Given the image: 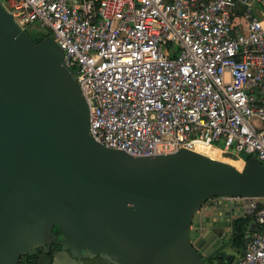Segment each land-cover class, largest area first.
<instances>
[{"label": "water", "instance_id": "obj_1", "mask_svg": "<svg viewBox=\"0 0 264 264\" xmlns=\"http://www.w3.org/2000/svg\"><path fill=\"white\" fill-rule=\"evenodd\" d=\"M90 115L55 39L36 43L0 1V264L55 226L110 264H209L233 248L214 252L232 205L202 219L195 246L194 219L215 198H264L257 158L239 169L186 149L133 157L97 143Z\"/></svg>", "mask_w": 264, "mask_h": 264}, {"label": "built area", "instance_id": "obj_2", "mask_svg": "<svg viewBox=\"0 0 264 264\" xmlns=\"http://www.w3.org/2000/svg\"><path fill=\"white\" fill-rule=\"evenodd\" d=\"M0 1L23 29L52 31L97 143L133 157L206 145L264 166V0ZM224 205L264 227V198L210 201ZM234 264H264V229Z\"/></svg>", "mask_w": 264, "mask_h": 264}, {"label": "flooded vegetation", "instance_id": "obj_3", "mask_svg": "<svg viewBox=\"0 0 264 264\" xmlns=\"http://www.w3.org/2000/svg\"><path fill=\"white\" fill-rule=\"evenodd\" d=\"M57 227L55 226L51 232H44L41 241L27 251L18 264H110L107 258H101L100 254L96 255L94 252H88L85 248L76 244L70 236L59 231ZM191 242L194 246L197 245V235L194 240L191 239ZM226 243V241L219 243L214 252ZM228 251L229 249L226 248L218 252L209 261V264H215V262L217 264H221V262L228 264L230 260L227 259L231 257Z\"/></svg>", "mask_w": 264, "mask_h": 264}, {"label": "trees", "instance_id": "obj_4", "mask_svg": "<svg viewBox=\"0 0 264 264\" xmlns=\"http://www.w3.org/2000/svg\"><path fill=\"white\" fill-rule=\"evenodd\" d=\"M30 36L33 38V40L36 43H39L40 41H42L46 38L52 37L53 33L51 30L45 29V31H40V32L33 34V35L30 34ZM223 156H225V155H223ZM225 157L232 158L233 160H240L237 157H229V156H225ZM243 158L246 161H248L254 157L253 156H244ZM57 229L60 231L59 227H57ZM234 229H235V233H234V237H233L230 245L233 247V249L237 250V252L240 253L242 251V249L244 248V234L248 231L253 232V233L259 232V231L263 230L264 227H261L258 224H256V215H251V216L242 217V218H239L238 220H236L234 222ZM236 259H237V257L231 256L230 262L228 264H234Z\"/></svg>", "mask_w": 264, "mask_h": 264}, {"label": "rangeland", "instance_id": "obj_5", "mask_svg": "<svg viewBox=\"0 0 264 264\" xmlns=\"http://www.w3.org/2000/svg\"><path fill=\"white\" fill-rule=\"evenodd\" d=\"M26 30L32 35L40 32V31H45V29L39 24H33L31 27L27 28ZM216 154L219 156V158L216 159V160H219V161H222V162H225V163H229V164H233V165L237 166L240 169H243V167L245 165V163L240 161V160H233L232 158H228V157L223 156V154H221L220 151H218V153L216 152ZM208 205H210V202L207 204V206ZM207 208H208V210L205 213H206L207 216H209L214 211L212 209H209V207H207ZM199 214H197L195 219H194L192 232H191V239L192 240H194L196 238V233L195 232L197 231V227L200 225V216H199ZM228 253H229L230 256H233V257H238V255H239L237 250H235L233 248H229Z\"/></svg>", "mask_w": 264, "mask_h": 264}, {"label": "bare ground", "instance_id": "obj_6", "mask_svg": "<svg viewBox=\"0 0 264 264\" xmlns=\"http://www.w3.org/2000/svg\"><path fill=\"white\" fill-rule=\"evenodd\" d=\"M215 151L218 153V151H220V150L206 146V145H199L196 148V152L203 154V155H206V156L211 157V158L216 160L219 158V156L216 154ZM220 153H221V151H220ZM231 165H233V164H231ZM233 166H235V165H233ZM235 167H237V166H235Z\"/></svg>", "mask_w": 264, "mask_h": 264}, {"label": "crops", "instance_id": "obj_7", "mask_svg": "<svg viewBox=\"0 0 264 264\" xmlns=\"http://www.w3.org/2000/svg\"><path fill=\"white\" fill-rule=\"evenodd\" d=\"M241 161L244 162L243 160H241ZM207 207H209V209H212L213 211H215V209H214V208H211L210 205L206 206V207L200 212V214H199V216H200V225H199L198 227H200V226L203 225V223H202V219H203L205 216H207L206 213H205V212H207V210H208ZM229 210H230V209H228V211H229ZM235 211H236V210H235ZM237 213H238V212H237ZM236 220H237V214L233 216L232 221L235 222ZM231 241H232V240H231ZM239 254H240V253H239ZM237 258H238V257H237Z\"/></svg>", "mask_w": 264, "mask_h": 264}]
</instances>
